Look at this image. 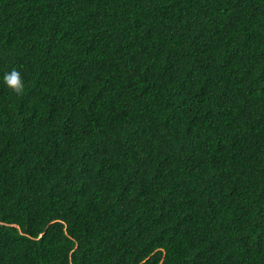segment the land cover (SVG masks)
I'll use <instances>...</instances> for the list:
<instances>
[{
    "label": "trees",
    "instance_id": "16d2710c",
    "mask_svg": "<svg viewBox=\"0 0 264 264\" xmlns=\"http://www.w3.org/2000/svg\"><path fill=\"white\" fill-rule=\"evenodd\" d=\"M0 264H264V0H0Z\"/></svg>",
    "mask_w": 264,
    "mask_h": 264
},
{
    "label": "clouds",
    "instance_id": "9594fccd",
    "mask_svg": "<svg viewBox=\"0 0 264 264\" xmlns=\"http://www.w3.org/2000/svg\"><path fill=\"white\" fill-rule=\"evenodd\" d=\"M4 84L16 95H22L25 89L23 75L20 71L13 68L10 73H5Z\"/></svg>",
    "mask_w": 264,
    "mask_h": 264
}]
</instances>
